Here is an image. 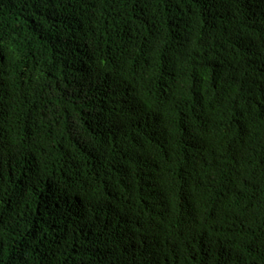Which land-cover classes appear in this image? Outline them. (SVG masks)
Segmentation results:
<instances>
[{"label":"trees","instance_id":"16d2710c","mask_svg":"<svg viewBox=\"0 0 264 264\" xmlns=\"http://www.w3.org/2000/svg\"><path fill=\"white\" fill-rule=\"evenodd\" d=\"M0 264H264V0H0Z\"/></svg>","mask_w":264,"mask_h":264}]
</instances>
